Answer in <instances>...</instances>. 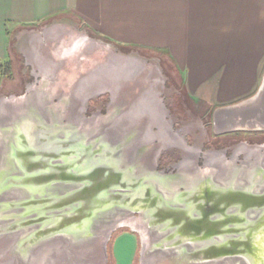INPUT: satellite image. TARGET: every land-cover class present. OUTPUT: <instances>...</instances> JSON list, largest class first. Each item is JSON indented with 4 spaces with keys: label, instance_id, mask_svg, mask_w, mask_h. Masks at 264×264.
<instances>
[{
    "label": "water",
    "instance_id": "95a60500",
    "mask_svg": "<svg viewBox=\"0 0 264 264\" xmlns=\"http://www.w3.org/2000/svg\"><path fill=\"white\" fill-rule=\"evenodd\" d=\"M66 42L0 106V263L109 264L128 228L141 236L140 264H264V143L241 161L159 169L154 119L136 111L153 80L123 56L113 67L108 47ZM104 90L109 108L88 116L85 102ZM219 110L215 131L263 130L264 77Z\"/></svg>",
    "mask_w": 264,
    "mask_h": 264
},
{
    "label": "crops",
    "instance_id": "0c3cea01",
    "mask_svg": "<svg viewBox=\"0 0 264 264\" xmlns=\"http://www.w3.org/2000/svg\"><path fill=\"white\" fill-rule=\"evenodd\" d=\"M50 21L79 25L115 47L167 55L187 94L214 108L251 98L264 77V0H0V61L11 57L12 42H23L21 29ZM138 249L137 237L122 232L113 264H135Z\"/></svg>",
    "mask_w": 264,
    "mask_h": 264
},
{
    "label": "rangeland",
    "instance_id": "374dc122",
    "mask_svg": "<svg viewBox=\"0 0 264 264\" xmlns=\"http://www.w3.org/2000/svg\"><path fill=\"white\" fill-rule=\"evenodd\" d=\"M21 31H24V34L18 37L23 36L21 39L23 42L19 47L17 43L12 42L11 57L0 61L4 64L11 59L12 62L11 75L0 70V106L5 98L23 94L27 87L40 79V74L51 67L50 54H55L57 50L64 51L63 47L69 45L66 41L74 39L80 40L84 45L88 44L93 49H97L99 45L108 47L113 67L121 63L123 56L126 64L130 62L131 67L132 65L136 67L138 75L143 73L146 78L153 80L152 83L157 86L154 91V104L144 108L153 117L156 126L155 138L161 149L158 162L166 160L167 165H171L173 169L177 160L192 164L198 159L205 161L213 159L216 154L206 151L208 145L205 143L208 139L211 145H216L219 141L229 144L235 140L264 142V134L242 132L217 138L215 135L220 131H215L212 125L215 108L204 105L187 94L183 75L167 55L148 50L115 47L109 42L91 37L82 27L73 23L50 21L35 27L23 28ZM73 42L71 44H74ZM154 72L158 74V79L155 78ZM85 104L87 108L88 102ZM203 145L207 146L204 148ZM120 231L132 233L137 237L139 249L135 264H140L141 236L128 228Z\"/></svg>",
    "mask_w": 264,
    "mask_h": 264
},
{
    "label": "flooded vegetation",
    "instance_id": "af4514ba",
    "mask_svg": "<svg viewBox=\"0 0 264 264\" xmlns=\"http://www.w3.org/2000/svg\"><path fill=\"white\" fill-rule=\"evenodd\" d=\"M104 42V41H103ZM99 95L97 97H90L85 103L88 102V106L87 108H85L86 114L88 116L93 115V114H97V113H105L107 111V107L110 105L109 103H111V99L113 98V93L109 90H104L100 93H98ZM97 95V94H96ZM86 105V104H85ZM218 110V108L214 109V114H213V118L214 115L216 113V111ZM140 112V111H139ZM138 114V112H137ZM136 114V115H137ZM133 117H136L135 114H130ZM213 125V122H212ZM229 132V133H228ZM248 133V134H264V129L263 130H256V131H227V132H219L217 133L215 136L217 138H221V137H227L230 136V134H239V133ZM209 140H207V142L205 144H207L206 146L203 145V147H206V151L214 153V154H223L226 157H237L238 160H243L245 159L248 155H249V149H251L252 146H254L255 144H262L264 142H255L252 140L249 141H232L229 144H224L223 142L219 141L218 144L216 145H211L209 144ZM221 142V143H220ZM238 151V152H237ZM178 160L176 161L175 165L173 166V169H171V165H167V161L165 160L163 161H159L157 162L158 164V168L164 171H172L174 169H176L179 165H178ZM197 162L199 164H203L204 162H206L204 159H198ZM170 163V162H169ZM180 164L184 163V162H179ZM171 164V163H170Z\"/></svg>",
    "mask_w": 264,
    "mask_h": 264
},
{
    "label": "bare ground",
    "instance_id": "6f19581e",
    "mask_svg": "<svg viewBox=\"0 0 264 264\" xmlns=\"http://www.w3.org/2000/svg\"><path fill=\"white\" fill-rule=\"evenodd\" d=\"M156 72V71H155ZM154 72V76H155V78H157V75L158 74H156ZM153 76V77H154ZM158 79V78H157ZM102 85V84H101ZM157 86H155V83H153L152 84V88L150 89H147V90H149L148 92H145L144 94H143V96H142V98L138 101V104H137V107H138V109H136V111L138 112V111H140L143 107H145V106H152V104H153V100H155L154 99V91H155V88H156ZM249 151L250 152H252V150L251 149H249Z\"/></svg>",
    "mask_w": 264,
    "mask_h": 264
},
{
    "label": "trees",
    "instance_id": "16d2710c",
    "mask_svg": "<svg viewBox=\"0 0 264 264\" xmlns=\"http://www.w3.org/2000/svg\"><path fill=\"white\" fill-rule=\"evenodd\" d=\"M120 48H123V47L121 46ZM123 49H125V47ZM0 70H2L4 73H7V74L11 75L12 74V62H11V59H8L6 61V63H4V64L3 63H0ZM122 232H126V231H118L117 233H115L114 236H113V238H112V241L110 242V245H109V254H110V263L111 264H113V256H112V248H113V245L115 243L116 238Z\"/></svg>",
    "mask_w": 264,
    "mask_h": 264
}]
</instances>
